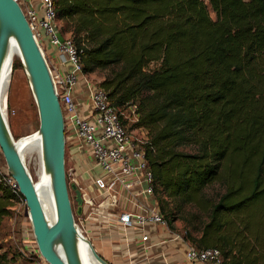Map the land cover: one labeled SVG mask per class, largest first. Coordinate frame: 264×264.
Here are the masks:
<instances>
[{
	"label": "trees",
	"instance_id": "obj_1",
	"mask_svg": "<svg viewBox=\"0 0 264 264\" xmlns=\"http://www.w3.org/2000/svg\"><path fill=\"white\" fill-rule=\"evenodd\" d=\"M52 1L74 24L82 73L113 67L98 86L116 109L136 105L130 129L147 131L154 192L192 202L223 178L200 236L185 230L184 240L218 249L224 264H251L220 232L225 216L264 202V0ZM7 178L0 223L16 199ZM13 259L0 254V264Z\"/></svg>",
	"mask_w": 264,
	"mask_h": 264
},
{
	"label": "built area",
	"instance_id": "obj_2",
	"mask_svg": "<svg viewBox=\"0 0 264 264\" xmlns=\"http://www.w3.org/2000/svg\"><path fill=\"white\" fill-rule=\"evenodd\" d=\"M40 2L41 17L32 9L22 10L39 48L42 50L45 44L52 47L58 67L67 69L64 74L51 70L42 50L62 110L65 141L69 143L73 140L77 151L84 154L91 165L88 170L91 189L76 184L81 193L83 207L87 209L85 216L75 215L79 234L91 241L85 222L98 216L100 212L111 210L116 212L117 220L123 228H136L143 242L149 241L146 232L149 225L161 226L171 233V228L159 210L152 186V174L145 155L147 133L143 128H138L143 136H137L135 129H128V126L137 122L135 112L132 111V119L127 112L133 105L116 109L111 105L107 93L92 83L88 74L82 73V49L78 50L71 36L60 31L53 1ZM80 82L88 96L89 114L86 116L79 112V105L74 101ZM2 173L8 177L6 183L16 199L23 202L24 199L7 170L6 173L0 170V174ZM138 198L143 201L138 202ZM132 204L138 205L143 211L133 213L124 210ZM185 245L184 256L188 262L224 264L221 252L216 248L201 249L186 241Z\"/></svg>",
	"mask_w": 264,
	"mask_h": 264
},
{
	"label": "water",
	"instance_id": "obj_3",
	"mask_svg": "<svg viewBox=\"0 0 264 264\" xmlns=\"http://www.w3.org/2000/svg\"><path fill=\"white\" fill-rule=\"evenodd\" d=\"M10 36L15 39L37 107L39 119L37 130L54 200L53 224H49L44 216L32 178L16 152L1 111L3 83L1 71ZM65 145L62 110L44 55L17 0H0V151L7 173L16 183L18 192L24 199L26 215L37 250L47 264H80L76 251L78 230L75 215L81 214L83 201L78 186L67 183ZM73 203L76 206L75 211ZM92 251L100 264H108L94 249Z\"/></svg>",
	"mask_w": 264,
	"mask_h": 264
},
{
	"label": "rangeland",
	"instance_id": "obj_4",
	"mask_svg": "<svg viewBox=\"0 0 264 264\" xmlns=\"http://www.w3.org/2000/svg\"><path fill=\"white\" fill-rule=\"evenodd\" d=\"M17 2L23 8L22 0H17ZM210 16L214 19L213 14L210 13ZM58 26L62 33H66L71 37L75 36L72 21L58 20ZM42 50L44 51V48ZM48 63L51 70H54L50 62ZM157 67L158 63H151L147 70H153ZM112 68L96 69L89 73L88 77L92 83L99 85L110 74ZM6 103L7 117L5 116V118L13 141L32 136L38 131L39 119L36 103L27 74L19 59H16L13 63ZM132 111L135 112V116L138 118L135 104L127 111L131 119L133 118ZM128 124L132 125V123ZM130 127L128 126V129ZM134 129V133L137 136H143L138 128ZM145 132L147 133L146 130ZM68 145V142H66L65 149H67ZM183 150L191 152L192 148L186 147ZM1 160L2 166L0 170L6 173V165L2 155ZM27 168L33 182H36L35 169H37V166L34 158L29 160ZM65 170L67 183L71 184L66 156ZM88 188L91 189L90 184ZM225 191L224 180L219 177L207 184L192 202H187L180 198H170L159 191H155V197L159 204V210L162 208L161 213L163 216L165 218L169 217L171 224L181 231L188 230L192 237L196 239L201 234L202 226L209 220V212L212 206L217 203ZM70 196L71 198L73 197L72 191ZM73 210L75 211L74 203ZM224 223V229L220 234L231 239V246L234 247L233 252L241 250L243 255H249L251 264H264V202L255 205L247 211L225 216ZM88 241L91 244L90 240ZM0 254L13 257V264H47L37 250L30 222L26 215L24 201L15 199L9 216L5 217L0 223ZM242 254L237 253L236 255L242 256Z\"/></svg>",
	"mask_w": 264,
	"mask_h": 264
},
{
	"label": "crops",
	"instance_id": "obj_5",
	"mask_svg": "<svg viewBox=\"0 0 264 264\" xmlns=\"http://www.w3.org/2000/svg\"><path fill=\"white\" fill-rule=\"evenodd\" d=\"M22 3L23 8L32 9L38 17L42 16L40 0H22ZM44 46V55L54 71L58 74H64L67 69L58 67L55 50L46 44ZM74 101L79 105L78 110L83 116L89 114L87 108L88 96L84 92L81 82L78 84V93L74 95ZM68 144L67 149H65L67 151L65 152V156L69 178L72 182H76L75 184L78 186L88 188L90 161L84 154L77 151L73 140L69 141ZM137 200L138 202L143 201L142 198H138ZM124 210L133 213L143 211L141 207L133 204L126 206ZM86 213L87 209L83 207L80 215L85 216ZM100 213L98 216L87 220L85 227L91 236L90 242L93 249L108 264H201L188 262L185 259L186 245L183 238L184 231H181L174 225L170 227L171 233H168L161 226H147L146 232L149 241L143 242L141 234L136 228L132 230L123 228L117 220L116 212L111 210Z\"/></svg>",
	"mask_w": 264,
	"mask_h": 264
},
{
	"label": "bare ground",
	"instance_id": "obj_6",
	"mask_svg": "<svg viewBox=\"0 0 264 264\" xmlns=\"http://www.w3.org/2000/svg\"><path fill=\"white\" fill-rule=\"evenodd\" d=\"M42 51V50H41ZM43 53V51H42ZM16 59L20 60L21 57L16 48L15 39L13 36H10L8 39L4 59H3V68L1 71V80H2V95H1V111L2 115L6 121V100L8 96V90L11 83V74L13 63ZM7 117V116H6ZM7 124V123H6ZM10 134V133H9ZM15 144L16 152L21 158L27 172L29 160L31 158L35 159L37 169H35L36 182H33L34 188L36 189L38 198L41 202V206L44 212V216L49 224H53L55 221V208L54 200L50 184V176L47 170V166L44 161L41 141L39 138L38 131L32 136L19 139L18 141H13ZM31 176V175H30ZM88 241L79 234L76 241V251L80 264H100L93 254V247Z\"/></svg>",
	"mask_w": 264,
	"mask_h": 264
}]
</instances>
